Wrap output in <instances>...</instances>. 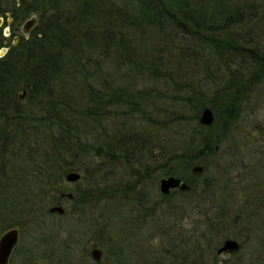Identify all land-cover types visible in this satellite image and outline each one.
<instances>
[{
  "label": "trees",
  "instance_id": "trees-1",
  "mask_svg": "<svg viewBox=\"0 0 264 264\" xmlns=\"http://www.w3.org/2000/svg\"><path fill=\"white\" fill-rule=\"evenodd\" d=\"M116 1L0 0V16L10 10L14 23L40 15L11 46L0 26V48L9 46L0 57V229L31 227L46 244L43 253L59 250L50 246L61 229L47 221L62 191L73 193L81 216L108 204L101 235L114 213H131L160 176L179 175L191 189L178 191H194L198 184L187 174L209 165L197 155L216 153L232 136L244 104L264 83V0H135L133 10ZM148 81L173 92L177 114L169 128L156 116L166 94ZM189 106L197 107L190 120ZM205 106L215 112L209 126L199 122ZM164 131L171 138L164 140ZM71 170L82 177L67 189ZM213 190L202 187L205 195ZM244 204L252 210L256 203ZM211 205L212 222L195 237L168 225L165 214L163 228L176 231L178 243L158 230L167 248L151 251V264H207V251L223 237L243 236L237 229L216 238L229 224L248 226L252 238L256 226L244 212L228 221ZM240 258L246 264L247 256ZM252 264H264V249Z\"/></svg>",
  "mask_w": 264,
  "mask_h": 264
},
{
  "label": "rangeland",
  "instance_id": "rangeland-1",
  "mask_svg": "<svg viewBox=\"0 0 264 264\" xmlns=\"http://www.w3.org/2000/svg\"><path fill=\"white\" fill-rule=\"evenodd\" d=\"M116 2L127 5L126 7L131 10L136 7L135 0H117ZM35 14L40 16L39 13ZM30 15L16 18L15 24L21 26ZM11 17V11L3 14L0 26L4 33L5 29L9 28L8 19ZM10 31L9 29V32L5 33L6 43L9 46L17 43L23 34L20 29L16 31L18 41L14 42V35H11ZM201 75L198 74L197 78ZM146 84L155 90L153 92L160 90L166 94L157 100L156 105L161 111H156V116L164 120L165 126L169 128L171 121L174 122L172 118L177 114L173 113L175 100L169 97L173 94L172 90L161 81L157 83L148 81ZM262 84L261 87L252 91L251 98L244 104L240 119L232 129V136L218 144L216 153L197 155V158L209 165L204 167L202 172L187 174L193 183L198 184L190 194H182L175 190L169 195H163L159 190V181L165 175L160 176L156 186L145 187L147 194L142 195V201L132 202V206L135 207L131 213L130 209L125 208L120 213H114L110 227L109 225L105 227L108 230L104 231L103 235L99 233V230L105 220H108V204L101 203L81 216L80 213L73 212L76 209V203L64 197L61 203L65 207V212L63 214L51 212L47 221L49 225L55 224V227L57 225L61 229L58 235L60 240L52 242L50 246H59V250L53 254H50V251L43 253L46 244L37 241L39 237L32 228L17 225L16 227L20 230L19 240L11 254L10 264H151V260L156 259L153 257L154 253L151 255V251L167 248L163 245L165 240L161 236L167 237L175 244L178 243L179 234L174 230L168 231L163 228L164 215L168 213L171 215L168 225H174L178 232L194 234L192 237H195L202 231H206L208 224L212 222L213 212L208 213L212 210L211 204L217 206L218 213L228 221L241 210L246 217L244 220H250L256 227L249 241L245 236L249 230L248 226L241 224L237 228L229 224L226 228L218 229L216 238L237 229L239 233H243V236L223 237L214 249L207 251L205 259L209 260L212 257L207 264H214L218 260H223L224 264H240L238 262L240 256H247L244 263L252 264L264 249V199L254 198L260 195L264 197V83ZM192 106H189L187 113L184 114L189 120L197 110V107ZM128 115L131 119L130 112ZM167 132L168 134H165L166 131H164V140L171 138V132ZM164 155L169 156L166 153ZM149 183L152 184L151 181ZM204 184L214 190L207 195L203 194ZM65 185L67 189H73L75 184L66 181ZM204 199H207L208 203H203ZM246 200L256 203L252 210L245 207V204L242 205ZM56 203L49 204V207ZM5 230L0 229V235ZM158 230L162 233L161 236ZM109 233L112 234L111 239H109ZM229 237L237 238L241 242L239 251L232 255L228 253L218 255L216 252L218 246ZM92 243L103 251L100 261L94 260L91 256ZM177 251L181 252V249L178 248Z\"/></svg>",
  "mask_w": 264,
  "mask_h": 264
},
{
  "label": "water",
  "instance_id": "water-1",
  "mask_svg": "<svg viewBox=\"0 0 264 264\" xmlns=\"http://www.w3.org/2000/svg\"><path fill=\"white\" fill-rule=\"evenodd\" d=\"M10 12V10L8 11ZM39 16L37 14H31L29 18H27L21 26L18 28L22 31L24 35H29L33 27L37 24ZM11 21V18L8 19ZM3 16H0V25H2ZM9 32V28L5 29V33ZM18 41V36L14 37V42ZM8 48L3 46L0 48V57L5 55ZM25 96V91L22 93V97ZM215 121V112L210 106H205L201 109L199 113V122L202 125H212ZM204 170V165L195 164L192 166L193 173H199ZM82 177L81 172L77 170L68 171L65 175V179L67 182L76 183ZM178 188L181 191H189L191 189L188 181L176 174H167L160 178L159 181V190L162 194L168 195L172 192L173 189ZM60 196L62 198L68 197L70 199L73 198L72 192L62 191L60 192ZM50 212H58L63 214L65 212V207L62 205L61 201H58L56 204L49 207ZM20 230L18 227H10L3 231L0 235V264H10L9 260L13 249L16 247L19 240ZM93 247L91 248V256L94 260L100 261L103 255V251L100 247L93 243ZM241 247V242L237 238H226L222 241V243L218 246L216 252L218 255H222L223 253H228L232 255L233 253L239 251ZM214 264H224L223 260H218Z\"/></svg>",
  "mask_w": 264,
  "mask_h": 264
},
{
  "label": "flooded vegetation",
  "instance_id": "flooded-vegetation-1",
  "mask_svg": "<svg viewBox=\"0 0 264 264\" xmlns=\"http://www.w3.org/2000/svg\"><path fill=\"white\" fill-rule=\"evenodd\" d=\"M9 29L11 30L10 31V33H11V35H14V37L16 36V35H18V34H16V31H18L19 30V28H18V26L14 23V20H13V17H11V21L9 22ZM175 190H180V189H178V188H175V189H173L172 190V192L173 191H175ZM181 191V190H180ZM171 192V193H172ZM183 192H185V191H183ZM164 195V194H163ZM169 195V194H168ZM94 245H93V243H92V247H93ZM15 249V248H14ZM13 249V250H14ZM13 253V252H12ZM9 263H10V260H9Z\"/></svg>",
  "mask_w": 264,
  "mask_h": 264
}]
</instances>
